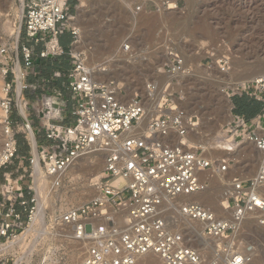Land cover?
Segmentation results:
<instances>
[{"label": "built area", "instance_id": "2783aa9c", "mask_svg": "<svg viewBox=\"0 0 264 264\" xmlns=\"http://www.w3.org/2000/svg\"><path fill=\"white\" fill-rule=\"evenodd\" d=\"M69 1L24 0L14 47L0 38L4 96L0 108L5 117L0 170L17 154L9 115L15 105L19 106L20 91L27 88L23 78L32 66L31 50L19 46L20 35L35 43L47 37L41 58L63 53L57 41L63 34L68 33L71 44L77 45L80 29L74 24ZM120 1L134 16L171 9L167 0ZM19 50L24 71L15 69ZM123 53L131 54L130 46L123 45ZM72 57L68 90L77 97L75 123L47 127L46 139L57 144L35 151L27 159L28 183L24 184L23 175L13 179L4 174L0 185V264H67L69 252L65 248L40 246L51 237L71 240L76 248L70 257L77 254V264H136L148 255L156 256L162 264H247L246 254L254 248H238L237 234L253 215L256 226L264 230V76L227 93L229 97L245 95L262 105L250 119L231 114L222 128L224 141L232 147L249 143L258 153L254 175L242 179L228 177L229 161L209 158L205 148L188 143V135L198 128L195 115H188L164 97L154 107L158 113L143 122L148 110L143 95L134 93L126 98L119 82H95L84 52H73ZM216 65L225 73L230 58L224 55ZM159 71L175 80L189 70L184 56L169 49ZM156 88V83L147 84L146 96L151 97ZM88 156L102 161L98 179L89 184L94 196L51 217L44 208L42 219L36 222L40 188L36 175L43 179L46 197L50 198L70 182L69 170ZM213 177L222 179L221 214L189 200L206 192ZM178 220L198 225V233L205 239L223 240L213 247V262L205 261V252L192 245L177 226ZM46 222H52L59 233L52 235Z\"/></svg>", "mask_w": 264, "mask_h": 264}, {"label": "rangeland", "instance_id": "374dc122", "mask_svg": "<svg viewBox=\"0 0 264 264\" xmlns=\"http://www.w3.org/2000/svg\"><path fill=\"white\" fill-rule=\"evenodd\" d=\"M167 1L173 3L175 7L164 13L134 16L120 0H75L73 15L75 21L79 23L77 26L80 29L81 39L74 49L84 52L92 72L105 67L106 71L100 77L96 76L97 83H102L105 79L119 82L126 98L134 93H140L145 98L144 89L147 84L156 83L157 88L161 86L164 83V76L162 77L159 72L156 73L163 65L161 61L169 49L181 53L189 71L187 75L171 81L173 85L164 95V99L176 106L185 107L183 110L188 115H195L199 119V126L196 133L191 134V138L194 137L197 143L206 137L205 140L212 144L210 158H223L230 162L228 177L250 178L254 175L259 162L254 146L243 143L232 147L222 136V128L227 123L223 117L231 116V103L227 93L230 94L232 88L225 86L231 80L229 74L234 80L248 82L253 80L251 78L248 80L250 74L264 72V0ZM73 3L74 0H70L71 8ZM23 4L21 5L20 0H0V38L8 41L12 47L17 38L16 31L21 24L19 12L21 9L23 11ZM11 26L13 31L9 30ZM20 36V42L23 43L24 35ZM112 36L115 40L114 44L106 46V39ZM123 45L130 46L131 54L123 53ZM221 55H231L230 68L225 73H221L216 65ZM125 66L128 68L124 69ZM2 89L3 80L0 70V100L4 97ZM233 96L234 100L238 98L237 94H232ZM147 104L150 106V103ZM149 114L151 115L152 112ZM0 118L1 153L5 119L1 108ZM219 146L231 147L233 151H222ZM92 164V170L96 169L99 176L102 168L101 158L98 157ZM82 168L84 169L82 162L72 167L67 176L70 182L54 193L50 199L48 198L50 201L47 200L44 205L47 215L51 217L54 212L77 207L94 196V189L89 186L90 181L94 182L93 172L85 169L80 173ZM74 174L78 176L72 179ZM216 179V183L211 184L203 194L212 195L217 206L222 182L221 179ZM189 200L191 201L190 198ZM255 218L256 216L253 215L243 223L237 234L236 243L240 249L253 247L254 250L246 254L248 263L254 257L250 264H261L264 261V230L256 226ZM45 225L52 235L60 231L52 222H46ZM192 227L200 231L198 225L192 224ZM208 240L206 239V246L212 249L203 250L202 247L195 246L205 252L204 258L207 263L213 262V247L221 242ZM40 246L65 248L69 252L67 264H77L79 261L75 253L76 255L72 256L74 261L71 262L70 256L76 247L66 238L51 237L47 243L41 242ZM154 261L153 257H145L137 264H153Z\"/></svg>", "mask_w": 264, "mask_h": 264}, {"label": "crops", "instance_id": "0c3cea01", "mask_svg": "<svg viewBox=\"0 0 264 264\" xmlns=\"http://www.w3.org/2000/svg\"><path fill=\"white\" fill-rule=\"evenodd\" d=\"M71 12H74V9L73 11L71 9ZM20 39L21 36L18 41L19 46H26L31 50L32 66L23 78L27 88L20 91L19 106L15 105L9 115L14 129L17 154L8 166L0 170V185L4 183V174H10L13 179L23 175L25 176L24 184L28 183L29 162L27 159L35 154V151L57 144L56 141L46 139L47 127L49 125L69 127L75 123L73 112L77 97L68 90V74L74 63L72 57L74 46L71 44V36L67 33L58 37V45L63 51L60 56L45 58H41L39 54L44 49L47 37L45 41L38 43L25 36L23 43ZM18 52V63L15 69L24 71L20 50ZM252 74L255 76L256 72ZM252 74L248 77L253 78ZM229 99L233 116L250 119L262 108L260 103L245 95L238 96L235 100L234 96ZM255 108L259 109L258 113H251ZM238 109H245L248 114H239ZM21 130L23 132L20 133Z\"/></svg>", "mask_w": 264, "mask_h": 264}, {"label": "bare ground", "instance_id": "6f19581e", "mask_svg": "<svg viewBox=\"0 0 264 264\" xmlns=\"http://www.w3.org/2000/svg\"><path fill=\"white\" fill-rule=\"evenodd\" d=\"M21 1V5L23 4V0H20ZM84 2V1H83ZM170 3V2H169ZM171 4V9L172 8H174L175 7V5L173 4V3H170ZM20 18H21V16H22V9L20 10ZM6 15V14H5ZM75 25H78L79 23H78V21H75V23H74ZM12 25V24H11ZM9 30L10 31H13V27L11 26L10 28H9ZM18 32H19V29H17V31H16V36H17V34H18ZM107 34V33H106ZM114 39H113V36L112 37H108L107 39H106V42H107V44H106V46L107 45H113L114 44ZM122 51V50H121ZM74 52L75 53H77V52H79V50H77V48L76 49H74ZM122 54V53H121ZM233 55V54H232ZM112 56V55H111ZM224 56V55H223ZM231 55H229V56H226V57H229L230 59H231V57H230ZM114 57V56H113ZM221 57H222V55H221ZM115 58V57H114ZM134 58V57H133ZM163 59V58H162ZM111 60H113V59H111ZM166 60V56L164 57V59H163V61H161V64H162V62H164ZM115 62V61H114ZM118 62V61H117ZM106 64V63H105ZM111 64V63H110ZM109 65V64H108ZM115 65H117V63L115 64ZM114 65V66H115ZM160 65V64H159ZM108 67V66H107ZM106 67V68H107ZM110 67V66H109ZM118 67V66H117ZM126 68H128V67H124V69H126ZM104 69V70H103ZM103 69H96V70H94V72H92V79L95 81V82H97L96 80V76L97 75H99L98 77H100L101 76V74L102 73H104L105 71H106V69H105V67L103 68ZM123 69V70H124ZM157 69V68H156ZM159 70V68L157 69V72L156 73H158V72H160V71H158ZM214 70L216 71V69L214 68ZM124 72V71H123ZM123 72H121V74L123 73ZM141 72V71H140ZM219 75H220V73H219ZM221 75H224V74H221ZM253 75V74H252ZM180 76H182V75H180ZM254 76V75H253ZM264 76V72H262V73H260V74H257L256 73V75L253 77V78H251V79H256V78H259V77H263ZM116 77V76H115ZM163 77V76H162ZM179 77V76H178ZM213 77V76H212ZM220 77V76H219ZM224 77V76H223ZM229 77L231 78V80H229L230 82L229 83H226V85L227 86H225V88H227V87H230V88H232L233 90H236L238 87H240V86H243L247 81H245V80H234L232 77L233 76H230V74H229ZM228 77V78H229ZM164 78V83L161 85V86H159L157 89H156V91H155V93L154 94H152L151 95V97H147V96H145V99H146V103L148 102V103H150V106H148V111H147V114H146V116H145V118H144V120H143V122H146L147 120H148V118L150 117V116H152V115H156L158 112L156 111V109L154 108L155 107V105L162 99V98H164V95L166 94V93H168L167 91H168V89H170L171 90V86L173 85V84H171V78H167V77H163ZM229 78V79H230ZM100 79H102V78H100ZM248 80H250V78H248ZM98 81H101V80H99L98 79ZM108 80H106L105 79V81H101L102 83H104V82H107ZM210 81V80H209ZM161 84V83H160ZM220 84V83H219ZM178 85V84H177ZM177 85H174V86H177ZM180 86V85H179ZM178 86V87H179ZM173 88V87H172ZM169 90V91H170ZM18 93H19V88H18ZM130 93V92H129ZM146 95V94H145ZM129 96H131V95H129ZM177 107L179 108L180 106L179 105H177ZM183 107V106H182ZM182 107H180V108H182ZM185 108V107H184ZM184 108H182V109H184ZM185 110V109H184ZM149 112H152V114L150 115L149 114ZM22 114V113H21ZM223 119H224V121H226V122H229L231 119H230V117L229 116H227V115H225V117H223ZM0 124H2V121H1V118H0ZM198 126H199V124H198ZM3 130H4V128H3ZM199 132V131H198ZM200 134H202L201 132H199ZM191 134H189L188 135V137H187V141H188V143L190 144V145H200L201 147H203V148H205L206 149V153H207V156L210 158L211 156H209V155H211V150H212V144H211V142H208V141H206L205 140V138H202V136H200L202 139H201V141L200 142H198L197 141V139H196V141H197V143L194 141V137H192L191 138ZM32 138V137H31ZM199 138V137H198ZM32 142V141H31ZM33 144V143H32ZM219 148H221L220 146H219ZM222 149V151H225V152H232L233 151V148H231V147H223V148H221ZM220 149V150H221ZM255 149V148H254ZM211 151V152H210ZM255 152H256V150H255ZM257 153V152H256ZM258 154V153H257ZM213 155V154H212ZM226 156H230L229 154L227 155L226 154ZM258 157V156H257ZM92 163H94V160L92 159V156H88L83 162H82V166L84 167V169L82 168V169H80V173L82 172V171H84L85 169H88L89 171H92L93 172V180L94 181H96L97 179H98V173L96 172V169H93L92 170ZM84 164V165H83ZM74 168V167H73ZM76 169V168H75ZM74 169V170H75ZM78 169V168H77ZM76 169V170H77ZM72 170V169H71ZM78 172V174H80L79 173V171H77ZM78 174L77 175H72L73 177H72V179H75L77 176H78ZM68 176V175H67ZM36 178L38 179H36V181L37 182H39L40 183V188H39V190H38V194H37V197H38V204H37V214H36V218H35V221L36 222H40V220L42 219V217H43V211H44V205L47 203V200H49L47 197H46V191L44 190V181H43V179L41 178V177H39L38 176V174L36 175ZM217 177H213V179H211V184L212 185H214L213 183L215 182V179H216ZM219 180H220V178H218ZM217 180V179H216ZM222 180V179H221ZM216 183V182H215ZM190 199H191V201H197V202H200V203H203V204H205L206 206H208L210 209H212L213 211H215L216 213H218V214H220V213H222V207H221V205L219 204V205H215L216 204V200L214 199V197L212 196V195H210V194H197V195H193V196H191L190 197ZM50 201V200H49ZM219 201L217 200V203H218ZM38 222V223H39ZM177 226L178 227H180L182 230H184V232L186 233V235H187V237L189 238V240L191 241V243H192V245L195 247V246H197V247H202V249L204 250V249H212L211 247H207L206 246V239L205 238H203V237H201L200 236V234L198 233V231H196L195 229H194V227H192V224H190V223H188V222H180V220H178V223H177ZM70 240V239H69ZM210 240V239H209ZM208 240V241H209ZM212 240H214V242H218V241H223V240H221V239H212ZM71 241V240H70ZM207 241V242H208ZM208 244V243H207ZM201 250V249H200ZM204 252V251H203ZM74 256V255H73ZM146 257H153V259L155 260L154 261V263L153 264H162L161 263V261L159 260V258H157L156 256H151V255H148V256H146ZM143 258H145V257H143ZM254 258V257H253ZM253 258H252V260H253ZM142 258H140V259H138V261L139 260H141ZM252 260L250 261V263L252 262ZM74 261V257H72L71 258V262H73ZM138 261H137V263H138ZM157 262V263H156ZM136 263V264H137ZM250 263H247V264H250ZM150 264V263H149Z\"/></svg>", "mask_w": 264, "mask_h": 264}, {"label": "trees", "instance_id": "16d2710c", "mask_svg": "<svg viewBox=\"0 0 264 264\" xmlns=\"http://www.w3.org/2000/svg\"><path fill=\"white\" fill-rule=\"evenodd\" d=\"M70 2V1H69ZM74 6H75V0H74V3H73V5H72V11H73V9H74ZM73 13V12H72ZM238 112L237 113H239V114H243V115H246V114H248V112H247V110H245V109H238L237 110ZM258 111H259V109L258 108H255L253 111H251V113H258ZM250 113V112H249Z\"/></svg>", "mask_w": 264, "mask_h": 264}]
</instances>
